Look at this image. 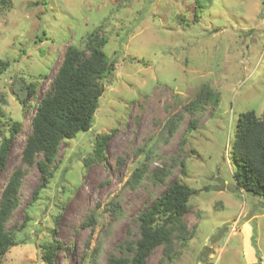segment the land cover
<instances>
[{
    "label": "rangeland",
    "instance_id": "1",
    "mask_svg": "<svg viewBox=\"0 0 264 264\" xmlns=\"http://www.w3.org/2000/svg\"><path fill=\"white\" fill-rule=\"evenodd\" d=\"M97 29L114 70L92 127L61 141L53 177L31 202L41 175L21 152L32 117L67 47L84 48ZM15 81L36 85L29 107L13 92ZM203 84L219 103L192 116L185 105ZM249 110L264 112V0H0V143L19 122L0 192L15 167L26 169L6 229L29 218L0 263L47 264L43 244L53 237L54 264H106L111 253L128 254L127 242L139 237L138 214L178 179L196 190L183 217L190 237L175 239L171 258L156 247L147 264H264V199L216 188L218 180L236 184L232 143ZM193 117L197 127L187 131ZM106 133L99 161L95 139ZM143 164L148 174L168 172L160 182L146 175L129 184Z\"/></svg>",
    "mask_w": 264,
    "mask_h": 264
},
{
    "label": "trees",
    "instance_id": "2",
    "mask_svg": "<svg viewBox=\"0 0 264 264\" xmlns=\"http://www.w3.org/2000/svg\"><path fill=\"white\" fill-rule=\"evenodd\" d=\"M5 2V0H1ZM107 39L100 35L98 29L87 37L84 48L69 45L63 61L56 73L53 85L40 100L32 117V129L22 149V163L28 166L38 165L41 182L32 192V201L38 199L40 191L47 187L53 172L50 165L55 160L62 140L74 138L81 131H88L94 121L95 111L103 93V81L114 70V61L104 51ZM8 62L2 63L5 67ZM13 92L24 107L30 106L36 85L33 82L19 83ZM219 94L210 85L203 84L196 97L185 105V109L194 116L199 107L210 103L217 106ZM197 127V119L191 118L187 131ZM19 131V122H14L9 135L0 143V171L6 167L12 139ZM110 133L97 135L95 139L94 158H105L104 148ZM41 159L36 161V158ZM231 158L235 165L233 178L246 192L264 199V112L257 115L249 110L240 114L232 143ZM147 166L137 167L128 183L136 185L146 175L153 182L162 181L165 168H157L147 173ZM26 169L15 167L8 176L0 192V259L9 248L16 245L15 232L25 227L28 216L13 230H7L6 224L12 212L19 205V191ZM196 192L186 183L175 179L165 190L154 198L151 204L138 216L139 237L134 242H127L129 251L125 255L109 254L106 264H147L148 256L158 246H163L165 255L171 258L175 253V239L186 243L190 237L188 224L183 217L189 210V200ZM31 204V203H30ZM55 237L43 244L42 259L47 264H54L57 252ZM1 264V263H0ZM89 264H97L93 258Z\"/></svg>",
    "mask_w": 264,
    "mask_h": 264
},
{
    "label": "water",
    "instance_id": "3",
    "mask_svg": "<svg viewBox=\"0 0 264 264\" xmlns=\"http://www.w3.org/2000/svg\"><path fill=\"white\" fill-rule=\"evenodd\" d=\"M229 188L230 190H232V191H240L241 190V188L238 186V184H235V185H227L226 183H225V181H223V180H218V183H217V189H219V190H223V189H225V188Z\"/></svg>",
    "mask_w": 264,
    "mask_h": 264
}]
</instances>
